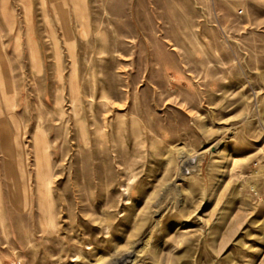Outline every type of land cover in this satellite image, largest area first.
Listing matches in <instances>:
<instances>
[{
	"label": "rangeland",
	"instance_id": "374dc122",
	"mask_svg": "<svg viewBox=\"0 0 264 264\" xmlns=\"http://www.w3.org/2000/svg\"><path fill=\"white\" fill-rule=\"evenodd\" d=\"M0 264H264V0H0Z\"/></svg>",
	"mask_w": 264,
	"mask_h": 264
},
{
	"label": "bare ground",
	"instance_id": "6f19581e",
	"mask_svg": "<svg viewBox=\"0 0 264 264\" xmlns=\"http://www.w3.org/2000/svg\"><path fill=\"white\" fill-rule=\"evenodd\" d=\"M78 1H79V0H72V3H73V4H76V3H78ZM52 2H53L54 4H56V0H52ZM80 2H81V1H80ZM83 5H84V4H83ZM54 6H55V5H54ZM56 7H57V5H56ZM56 7H55V8H56ZM80 7H81V6H80ZM83 8H84V7H83ZM74 10H75V8H74ZM78 12H79V11H78ZM66 13H67V12H66ZM80 16H81V15H80ZM81 17H82V16H81ZM46 176H47V175H46ZM44 177H45V176H44ZM45 179H46V178H44V180H45ZM41 181H42V179H41ZM42 194H47V193H44V192H43ZM45 196H47V195H45ZM46 199H47V198H46ZM40 203H41V202H40ZM41 204H42V203H41ZM41 204H40V206H41ZM42 209H43V208H42Z\"/></svg>",
	"mask_w": 264,
	"mask_h": 264
}]
</instances>
